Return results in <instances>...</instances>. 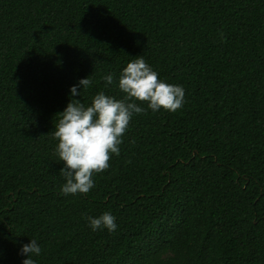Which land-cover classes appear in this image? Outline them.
Here are the masks:
<instances>
[{
	"label": "trees",
	"instance_id": "16d2710c",
	"mask_svg": "<svg viewBox=\"0 0 264 264\" xmlns=\"http://www.w3.org/2000/svg\"><path fill=\"white\" fill-rule=\"evenodd\" d=\"M139 56L185 103H141L94 187L65 196L59 113L122 99ZM104 212L115 231L90 228ZM31 239L36 264H264V0H0V264Z\"/></svg>",
	"mask_w": 264,
	"mask_h": 264
},
{
	"label": "clouds",
	"instance_id": "9594fccd",
	"mask_svg": "<svg viewBox=\"0 0 264 264\" xmlns=\"http://www.w3.org/2000/svg\"><path fill=\"white\" fill-rule=\"evenodd\" d=\"M105 87L114 83V74L102 78ZM93 84L91 76L80 79L70 88L71 96H81ZM118 88L124 94L122 99L106 95L101 91L94 96L90 106L81 100L70 99L53 133L58 140L56 152L64 167L60 174L66 183L62 193L67 195L87 194L94 187V174L109 168L111 155H120V145L134 114L146 111L141 103H146L153 112L164 109L176 112L185 103L182 86L168 84L158 78L143 56L132 58L120 73ZM115 216L104 212L99 217L88 216L93 231L106 228L113 232L117 228ZM41 248L35 239L21 248L27 258L22 264H36L33 256H38Z\"/></svg>",
	"mask_w": 264,
	"mask_h": 264
}]
</instances>
